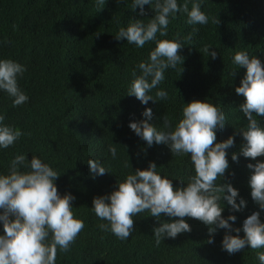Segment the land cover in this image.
Wrapping results in <instances>:
<instances>
[{
    "label": "trees",
    "instance_id": "obj_1",
    "mask_svg": "<svg viewBox=\"0 0 264 264\" xmlns=\"http://www.w3.org/2000/svg\"><path fill=\"white\" fill-rule=\"evenodd\" d=\"M130 5L131 0H105L102 4L97 0H0V57L26 67L18 82L29 96L26 104L13 107L11 98L0 92L5 122L25 133L16 144L0 151V172L7 171L17 153H26L29 160L35 155L61 173L55 181L58 192L76 197L73 212L84 220L85 227L67 252L58 251L56 264H259L257 250L245 246L230 255L222 249L228 230L217 228L214 242L208 243V226L194 218H184L190 232L166 238L159 246L152 229L160 221L147 211L134 217V230L126 240L98 227L104 221L91 210L93 197L110 193L125 178L131 171L124 167L128 159L133 169L155 162L158 171L173 179L174 188L194 175L188 155L172 157L163 143L149 147L128 124L144 119L142 112L149 107L153 112L150 122L161 128L164 114L176 121L184 102L197 99L224 110L227 122L217 131V141L234 135V145L227 149L230 167L220 183L230 182L237 188L246 206L233 212L237 219L229 223L241 227L246 212L254 211H260L264 221V211L252 200L247 182L251 172L247 164L264 160V156L231 160V153H238L241 143L235 127L247 123L238 108L244 98L235 92L245 71L240 67L231 75L236 68L231 58L240 50L250 55L264 53V0H203L201 10L210 18L206 25H190L186 13H177L166 38L179 37L185 44L179 50L183 62L166 71L159 86L169 99L147 105L126 92L133 68L147 59L155 43L136 48L117 40L115 33L133 18L147 22L154 11L145 5L146 16H140L139 8L133 11ZM188 6L190 9L192 0ZM206 46L216 50L215 59L208 56ZM258 119L264 122V118ZM111 143L118 149L115 160L107 151ZM89 158L100 160L112 172L94 177ZM230 211L225 202L222 216L226 218ZM159 219L166 222L169 218L162 214Z\"/></svg>",
    "mask_w": 264,
    "mask_h": 264
},
{
    "label": "clouds",
    "instance_id": "obj_2",
    "mask_svg": "<svg viewBox=\"0 0 264 264\" xmlns=\"http://www.w3.org/2000/svg\"><path fill=\"white\" fill-rule=\"evenodd\" d=\"M104 2L97 0V3ZM202 4L203 0H192L189 9V0H131L130 9L136 11L138 7V15L146 16L145 5L153 9L154 15L147 22L133 18L127 25L119 26L115 38L136 48H143L149 42H154L155 47L146 60L133 68L127 94L134 95L144 105L169 99L168 92L159 86L166 78V71L182 65L179 50L185 45L179 37L166 38L169 24L177 13H186L190 25L208 24L210 18L201 10ZM212 22L218 23V20L213 18ZM205 51L215 59L217 52L212 46H206ZM263 56L264 53L250 55L240 50L231 58L236 65L231 75L240 67L245 71L235 92L244 98L238 108L247 121L246 126L235 127L241 143L239 152L231 153L233 162H238L239 156L251 160L264 156V122L258 119L264 118ZM26 71L20 62L0 57V92L11 98L13 107L29 101L18 82ZM142 116L144 119L130 121L128 127L149 147L163 143L172 157L188 155L194 175L183 186L174 188L173 179L158 171L155 162L149 161L146 168L133 169L128 159L124 167H130L131 171L125 178L110 193L93 197L91 210L104 221L98 224L99 229L126 240L134 230V217L147 211L160 221L152 229L155 245L159 246L166 238L175 239L178 234L190 232L191 226L184 218H194L208 226V243L214 242L212 235L217 228L228 230L221 241L223 250L231 255L247 246L257 250L256 258L259 264H264L261 212H246L241 227L229 223L236 221L232 213L243 210L246 201L230 182L220 183L230 167L227 149L234 145V135L217 141V131L227 122L223 108L206 99L184 102L176 121L167 114L161 117V128L150 122L151 108L145 107ZM23 135L20 127L6 123L5 115L0 113V151L16 144ZM107 151L113 160L118 158L116 143L109 144ZM87 164L94 177L112 172L98 159L89 158ZM247 168L251 170L247 181L250 196L264 211V160L249 162ZM60 174L38 156L27 159L24 152L15 154L7 171L0 172V224L3 226L0 264H56L58 251L67 252L84 229V220L73 212L72 202L76 197L70 192H58L55 181ZM225 202L231 208L226 218L222 216ZM162 214L169 218L166 222L159 219Z\"/></svg>",
    "mask_w": 264,
    "mask_h": 264
}]
</instances>
